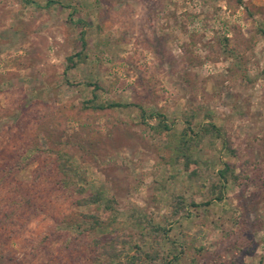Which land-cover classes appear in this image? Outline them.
<instances>
[{"label": "rangeland", "instance_id": "1", "mask_svg": "<svg viewBox=\"0 0 264 264\" xmlns=\"http://www.w3.org/2000/svg\"><path fill=\"white\" fill-rule=\"evenodd\" d=\"M162 117L192 132L196 175L175 163ZM210 124L223 138L198 143ZM61 155L82 173L76 199L104 192L115 209L65 201ZM12 156L33 158L14 178L41 211L8 218L13 191L0 189L7 264H98L109 244L155 264H264V0H0V167ZM92 214L109 228L65 248Z\"/></svg>", "mask_w": 264, "mask_h": 264}, {"label": "trees", "instance_id": "2", "mask_svg": "<svg viewBox=\"0 0 264 264\" xmlns=\"http://www.w3.org/2000/svg\"><path fill=\"white\" fill-rule=\"evenodd\" d=\"M81 42L82 46L86 48L87 43L85 41V33H81ZM69 67L72 68L75 65L74 62V56L70 57L68 59ZM89 106H86L87 109H92L94 111H104L107 109H118L121 108L122 105L119 103L114 102H104V103H95L90 102ZM161 117V115H159ZM164 117L160 120L158 131L164 132L167 134L170 146L172 147V150L174 152V160L177 164H182L186 171L190 172L191 175H196V170L194 169V166L197 165V161L193 157L192 150L194 149V137L192 136V132L190 130H185L181 135L175 134L171 128L164 122ZM189 125H191V122H188ZM214 136L216 135V138H223V133H221L220 129L216 127L214 124L207 125L203 127L200 130V135L197 137L198 143L204 142L206 139H208V136ZM225 141V140H224ZM226 142V141H225ZM21 159V158H19ZM19 159H13V156L8 158V163H5L4 166L0 167V189L5 186L9 187L13 194L11 195L12 198L9 197L6 201V205L4 207V210L2 212H5L7 214L8 218L11 216H14V218L18 217L23 218L26 217L27 219H24V221H29L30 217L37 218L40 214L41 204L37 202H33L35 197H32L30 194V197L28 199V195L25 193L23 194V190L19 188V185H17V181H15L14 173L16 170L20 169V166L22 164H27L28 162L32 161L33 158H26L25 162L20 161ZM59 162H58V170L61 173V178L57 180L59 185V188L63 191V194L65 195V201L70 202L72 205H75L77 207H101L105 211H110L115 209L116 201L115 199L109 197L104 192H98L91 194L87 198H80V200L76 199L77 195L84 194L85 191L83 188L74 186H77V181L79 177H82V173L79 171V167L74 164L72 161V158L69 156H59ZM225 170H221L218 172V181L214 186V190L218 191L220 194L225 188L226 182L229 180L230 177L229 173L231 172V167L229 165H225ZM73 185V186H72ZM73 187V188H72ZM26 195V196H25ZM222 197L216 196L215 200H221ZM12 201V202H11ZM179 205L182 204L183 199L180 197L178 199ZM33 202V203H32ZM211 201L207 202L210 203ZM26 205V206H25ZM209 205V204H206ZM28 208L30 209L28 211ZM178 211V210H177ZM176 211V212H177ZM178 214V212H177ZM179 215V214H178ZM91 221V224L89 227L83 228L78 223L73 224L71 227L73 231L77 233V239L73 240V238H68L64 242V246L67 249L75 248L79 246V240L83 239L86 236H90L92 233L97 232L99 230H105L108 229L109 226L103 222L101 219L98 218L97 215H87L85 218V223L88 221ZM26 222V223H27ZM148 224L153 232L154 235L165 236L167 233L166 228L159 224H155L151 221H148ZM83 228V229H82ZM2 251V248H0V263L1 264H7L6 257ZM8 255V254H7ZM12 254H9L8 256L12 258L13 263H17V259L11 256ZM107 260V262L100 261L98 264H111L112 262H117L121 260V257L123 259L127 260L128 264H155V260L157 259V252L151 251L148 252L144 250L142 247H137V252L135 255H131L129 253H125L123 250L119 251L117 250V247L114 246V244H109L105 247V250L102 254ZM173 261V260H172ZM92 262V261H91ZM171 261L164 260L162 264H171ZM95 264V262L91 263Z\"/></svg>", "mask_w": 264, "mask_h": 264}]
</instances>
